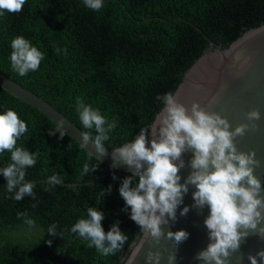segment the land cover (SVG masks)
<instances>
[{
	"label": "trees",
	"instance_id": "trees-1",
	"mask_svg": "<svg viewBox=\"0 0 264 264\" xmlns=\"http://www.w3.org/2000/svg\"><path fill=\"white\" fill-rule=\"evenodd\" d=\"M262 24L264 0H103L99 11L83 0H26L21 12L0 15V73L93 137L94 129H84L79 120L77 97L109 121L115 119L117 127L104 142L112 150L150 126L163 107L157 97L172 94L185 71L213 50L206 38L226 48ZM17 36L44 55L39 69L23 77L12 70L9 59ZM8 109L28 127L16 146L35 153L37 163L25 170L35 198L14 200L0 175V264H120L140 232L119 194L123 178L130 175L114 180V170L67 135H48L55 124L0 88V114ZM10 155L0 153V169L11 163ZM85 163L96 170L84 174ZM54 174L63 182L50 186L47 181ZM88 207L103 213L105 232L119 222L127 236L114 256H102L71 233L79 219L87 218ZM18 212L27 213L34 225L17 218ZM53 224L55 238L48 234Z\"/></svg>",
	"mask_w": 264,
	"mask_h": 264
},
{
	"label": "clouds",
	"instance_id": "clouds-1",
	"mask_svg": "<svg viewBox=\"0 0 264 264\" xmlns=\"http://www.w3.org/2000/svg\"><path fill=\"white\" fill-rule=\"evenodd\" d=\"M25 3L26 0H0V15L5 12L19 13ZM83 3L93 11L103 7V0H83ZM10 47L9 59L13 71L23 77L39 69L44 55L27 39L17 36ZM235 59L239 60L240 57ZM157 99L162 102L163 109L155 121L149 127L141 128L134 140L112 150L111 167L123 164L132 169L131 175L123 178L119 187L125 210L130 209V219L139 226L145 241L151 237L159 243L161 238H165L177 248L189 234L179 230L168 231L165 235L161 226L176 220V211L183 202L184 194L188 192L189 185L194 186L192 207L203 208L207 205L210 209V214L204 220L210 243L195 259L205 264H227L228 258L239 250L241 241L250 233L264 238V196L261 195V181L254 175V168L260 162L255 158V151L240 152L234 144V138L243 136L249 130V125L240 124L230 131L226 118L216 112L204 111L198 103L194 102L189 109L178 103L171 93ZM76 103L83 128L94 129L96 133L93 137L89 131L82 132L81 148H87L91 141L99 157L106 155L104 142L109 140V133L117 127V121H109L80 97H77ZM246 117L250 122L259 120L260 112L258 109L249 111ZM63 125L64 121L60 120L48 135L59 133L63 138L67 134ZM252 128H255L254 124ZM27 130V124L15 111L8 109L0 114V153L7 151L11 154V163L0 169V175L6 180L7 192L15 193L12 198L16 201L26 196L35 198L34 184L25 182V170L35 166L36 154L16 146ZM149 130L150 147L147 146ZM186 151L193 152L189 161L192 171L184 183H180L178 173L185 167L182 155ZM96 168L90 169L89 164L85 163L83 173L95 171ZM113 178H116L115 174ZM47 182L51 186L60 185L63 181L54 174ZM188 212L189 207L185 206L180 215ZM21 217L27 225H34L27 213L18 212L17 218ZM103 219L102 212L88 207L87 218L79 219L70 231L89 241L88 247H95L102 256H114L122 250L128 238L120 230L119 222L105 232L101 223ZM56 227L53 224L48 229V234L54 238L57 235ZM145 259L147 264H159L161 253L150 250ZM175 259V255H170L168 264H173ZM248 260L250 264H264V250L249 255Z\"/></svg>",
	"mask_w": 264,
	"mask_h": 264
},
{
	"label": "water",
	"instance_id": "water-1",
	"mask_svg": "<svg viewBox=\"0 0 264 264\" xmlns=\"http://www.w3.org/2000/svg\"><path fill=\"white\" fill-rule=\"evenodd\" d=\"M206 40L213 50L204 52L185 71L172 94L178 103L189 109L195 102L204 111L216 112L226 118L230 124V131L240 124L249 125V130L243 136L234 138V144L240 152L255 151V158L260 164L254 168V175L261 181V195L264 196V24L242 33L226 48H221L208 38ZM237 56L240 57L239 60L235 59ZM0 88L13 98L40 112L53 124L56 125L63 120L66 135L81 148L79 142L82 131L49 103L1 73ZM162 109L163 107L155 115L152 123ZM257 109L260 112V119L248 121L246 113ZM148 140L147 146L150 147L151 130H149ZM81 149L109 170H114L115 177L120 174L131 175L132 169L126 165L119 164L115 168L111 167L113 149H106V155L102 157L95 152L91 141L87 148ZM192 157V151H186L182 155L185 167L178 173L181 176L180 183H184L192 171L189 166ZM195 190L194 186L189 185L188 192L183 196V202L177 208L176 220L174 222L170 220L168 225L161 226L165 235L168 231H186L189 235L185 241L176 248L172 241L165 238H161L159 243L154 242L151 237L145 241L142 233L139 232L120 264H130V262L131 264H147L145 257L150 250L161 253L159 264H168L170 255L176 257L173 264H205L204 261L197 260L195 257L210 243L208 230L204 224L210 209L207 205L203 208L192 207L194 204L192 193ZM185 206L189 207V212L181 216L180 212ZM261 250H264V238L250 233L241 241L239 250L228 258L227 264H250L248 256L256 255ZM257 259L259 261V257Z\"/></svg>",
	"mask_w": 264,
	"mask_h": 264
},
{
	"label": "rangeland",
	"instance_id": "rangeland-1",
	"mask_svg": "<svg viewBox=\"0 0 264 264\" xmlns=\"http://www.w3.org/2000/svg\"><path fill=\"white\" fill-rule=\"evenodd\" d=\"M26 232H27V231H24V232H22L21 234H22V235H26ZM38 235H39V234H37V236H38Z\"/></svg>",
	"mask_w": 264,
	"mask_h": 264
}]
</instances>
